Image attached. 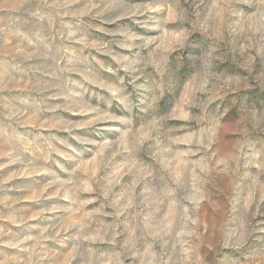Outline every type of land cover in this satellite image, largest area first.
<instances>
[{"label":"clouds","instance_id":"9594fccd","mask_svg":"<svg viewBox=\"0 0 264 264\" xmlns=\"http://www.w3.org/2000/svg\"><path fill=\"white\" fill-rule=\"evenodd\" d=\"M185 2L186 8L179 0L176 4L180 8L181 25L190 26L184 37L187 39L193 33L200 36L188 41L186 46L181 42V51L171 62L166 44L167 20L161 18L149 24L137 18L158 9L111 0L93 13V18L102 23H114L127 17L142 27L161 32L153 39H143L120 28L109 32L114 38H122L115 41L119 48L130 52V55L109 53L118 65L116 71L122 70L129 79L125 82L124 77H120L119 87L108 83L98 86L107 93V107L110 109L115 102L122 115H110L84 101L81 93L87 91L85 83L63 74L79 73L89 85L97 81L74 66L71 58L62 65L60 54L54 58L50 65L53 70L48 73L55 82L32 86L37 93H50V96L37 97L34 105L37 110L43 105L44 111L52 113L57 110L73 115L103 112L89 123L108 120L119 124L108 129L118 139L105 142L97 155L111 150L112 157L126 151L132 157L143 153L148 158L147 162L135 164L134 179L122 193L113 191L119 179L111 175L93 181L97 197L103 198L97 212L110 207L112 211H104L102 215L113 217L111 223H103L99 218L95 222L76 219L79 208L75 205L87 202L80 200V194L93 189L80 185L76 177L84 164L72 145L59 139L55 132L67 133L77 144L87 146L95 142L76 135L75 130L82 127L77 122L61 120L42 125L50 131L48 135L40 132L36 137L40 141L37 162L46 165L54 154L72 165L69 169L58 159L52 160L56 168L69 177L66 180H61L50 169L45 170L70 202V207L65 209L70 219L62 225L68 235L61 236L57 242H72L73 253L79 257L80 264H264V99L261 98L264 94V0H211L210 12L208 0ZM3 7L14 12L18 5L6 3ZM71 7L68 0H52L51 3L34 0L29 11L38 21L46 19L47 26L19 18L14 23L26 29L24 35L29 42L32 37L40 41L57 36L62 41L74 39L71 32L65 34L64 29L70 25L63 17L79 19L85 12L92 13V6L76 10ZM113 9H118V14L107 16ZM57 24L61 27L57 28ZM81 43L88 46L83 40ZM32 55L18 48L12 59H18L19 65L31 67L28 62ZM225 62L235 64L246 75L219 71V66ZM107 71L114 70L108 68ZM188 77L194 88L191 100L186 102L190 114L185 113L182 118L189 121L190 131L187 137H181L176 135L178 129L164 124L166 120L177 118L175 110L159 117V121L156 114L160 97L167 93L174 98ZM249 79L254 84L248 85ZM4 87L8 88L9 84ZM245 87L255 90L254 97L241 96L239 103L233 100L237 118L233 124L225 126L221 123L224 113L218 107L209 111L210 102L222 90L238 92ZM60 98L62 103H47L49 99ZM18 99L22 105L29 103ZM23 115L22 111H12L8 119ZM149 126L150 136L144 133ZM226 132L233 134L227 143L224 142ZM57 145L70 150L72 155ZM9 162L25 163L19 156ZM69 230H72L70 234ZM58 235L53 230L50 236L42 233L41 239L57 240ZM52 255L55 259H50L49 264H58L59 258L55 253Z\"/></svg>","mask_w":264,"mask_h":264},{"label":"rangeland","instance_id":"374dc122","mask_svg":"<svg viewBox=\"0 0 264 264\" xmlns=\"http://www.w3.org/2000/svg\"><path fill=\"white\" fill-rule=\"evenodd\" d=\"M33 2L34 0H0V264H49L50 259H55L53 253L59 258L58 264H80L79 257L73 253L72 242L68 240L63 243L57 242L61 236L68 235L64 233L62 225L70 219L65 211L66 208L70 207V202L64 198L63 190L52 183L53 176L50 172L45 170L50 169L61 180H66L69 177L56 168L52 160L58 159L65 168L69 169L72 167L71 162L56 157L54 154L52 160L46 165L37 162L40 156L37 146L40 141L36 137L40 132H43L44 135L49 134V129L42 128L46 122L55 123L62 120L64 122H77L82 125L75 130L76 135L86 141H94L95 145L77 144L67 133L55 132L59 139L72 145L76 153L79 154L78 159L84 164L76 179L81 186L93 189V191H84L80 194V200L87 202L75 205L79 211L74 218L92 219L93 222L99 218L103 223H111L113 217L102 215L104 211L111 212L110 207L105 206L101 212H97V209L101 208L103 198L97 197V193L94 191L96 185L93 181L106 174L111 175L113 178L119 179V183L115 184L113 191L122 193L129 188L132 179H134L132 173L135 171V164L140 161L147 162L148 158L143 153L132 157L126 151H120L112 157L111 150H105L102 155H97L101 151L100 146L104 145L105 142L118 139L108 129L119 127V124L108 120L97 123L89 122L95 121L96 116L103 114V112L115 116L123 114L115 102L110 109L107 107V93L98 85L99 83H108L119 87L120 77H124L125 82L129 79L122 70L116 71L118 65L109 53L130 55V52L119 48L115 41L122 38H114L109 32L120 28L143 39H153L160 36L161 32L155 28L142 27L127 17L115 20L114 23H102L100 20L94 19L93 13L97 8L104 7L111 0H68L72 5L71 10L92 6V13L85 12L79 19L63 17L66 24L70 25V28L64 29L65 34L71 32L75 38L62 41L61 37L57 36L55 39L40 41L32 37L31 42H29V39L24 35L26 29L16 25L14 21L19 18L30 24L46 27V19L38 21L29 11V5ZM48 2L51 3L52 0H48ZM117 2L146 5L158 9L145 12L137 18L149 24L161 18L167 20L166 28L169 35L166 44L170 49L169 62L173 61L180 53L179 45L181 42L186 46L188 41L200 36L199 33H193L185 39L184 32L190 26L181 25L178 19L180 8L176 6L177 0H117ZM208 2L210 12L211 0ZM6 3L18 5V7L13 12V10L3 7ZM179 3L185 8L188 6L185 0H179ZM165 4L167 5L166 8L159 7ZM118 11V9H113L111 13L106 15L114 17ZM56 27L60 28L61 26L57 24ZM100 28L108 31H100ZM81 40L85 41L88 46L81 43ZM18 48L33 54L32 59L28 62L31 67L19 65L18 59H12V54ZM64 49L67 51L65 52ZM57 54L63 56L62 65L71 58L74 66L97 81V84L89 85L83 81L79 73L63 74L65 76L71 75L73 79L85 83L87 91L81 93L84 101L91 107L102 109L103 112L73 115L63 110H57L55 113L44 111L43 105H41V110L34 107L38 96H50V93L35 92L32 86L55 82V78L49 76L48 73L53 70L50 65L54 62ZM108 68H112L114 71L109 72L107 71ZM33 69H43V71H34ZM218 70L242 77L246 75L235 64L227 62L222 63ZM6 83L9 84L8 88L4 87ZM247 84L252 85L254 81L249 79ZM193 88L194 84L191 82V77H188L183 81L181 90L174 98L165 93L158 101L157 120L159 121V117L167 115L169 111L175 110L177 118L166 120L164 124L166 127L178 129L176 135L181 137H187L190 131L189 121L182 117L185 113L190 114L186 102L191 100ZM127 90L132 91L130 85ZM75 91L81 90L75 89ZM254 95L255 90L252 87L241 88L238 92L222 90L217 98L210 102L209 111H214L218 107L224 113L221 123L225 126L231 125L237 118L233 100L239 103L241 96L254 97ZM18 98L26 99L29 103L22 105ZM261 98L264 99V94L261 95ZM62 102V98L47 101L48 104ZM16 110L22 111L24 115L19 118L12 117L9 120L10 113ZM97 128L100 129L99 132ZM144 133L150 136L152 134L151 127H146ZM232 138V133L226 132L224 134L225 143ZM57 146L72 155L70 150L61 145ZM6 153L12 155H5ZM14 156H19L25 162L24 165L19 162L10 163V159ZM13 200L16 203H11ZM21 220H23L22 223ZM53 230L59 233L57 240L41 239L42 233L44 236H50L53 234ZM71 232L72 230H69V234Z\"/></svg>","mask_w":264,"mask_h":264}]
</instances>
